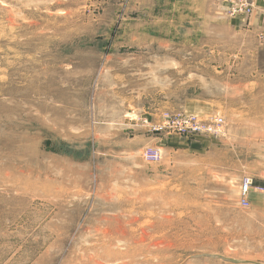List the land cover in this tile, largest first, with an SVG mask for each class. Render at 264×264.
<instances>
[{
  "label": "rangeland",
  "instance_id": "obj_1",
  "mask_svg": "<svg viewBox=\"0 0 264 264\" xmlns=\"http://www.w3.org/2000/svg\"><path fill=\"white\" fill-rule=\"evenodd\" d=\"M251 1L0 0V264H264ZM176 113L223 135L150 130Z\"/></svg>",
  "mask_w": 264,
  "mask_h": 264
},
{
  "label": "built area",
  "instance_id": "obj_2",
  "mask_svg": "<svg viewBox=\"0 0 264 264\" xmlns=\"http://www.w3.org/2000/svg\"><path fill=\"white\" fill-rule=\"evenodd\" d=\"M227 9L230 14H244L252 10L251 0H226ZM224 120L216 114H208L201 117L195 114H163L158 122L152 124L150 130L159 133H172L179 136L193 137L203 135L208 137H219L223 135ZM145 156L153 161L159 157V150L150 148L145 152ZM251 181L244 180L242 187V197L239 204L243 207L248 205L246 193L250 191Z\"/></svg>",
  "mask_w": 264,
  "mask_h": 264
},
{
  "label": "crops",
  "instance_id": "obj_3",
  "mask_svg": "<svg viewBox=\"0 0 264 264\" xmlns=\"http://www.w3.org/2000/svg\"><path fill=\"white\" fill-rule=\"evenodd\" d=\"M254 1H255V5H257L258 7L260 5L262 7L264 6V0H254ZM190 143H192L194 147H205V145L210 146L211 138H206L204 136H196L190 141Z\"/></svg>",
  "mask_w": 264,
  "mask_h": 264
},
{
  "label": "trees",
  "instance_id": "obj_4",
  "mask_svg": "<svg viewBox=\"0 0 264 264\" xmlns=\"http://www.w3.org/2000/svg\"><path fill=\"white\" fill-rule=\"evenodd\" d=\"M263 187H264V184H263Z\"/></svg>",
  "mask_w": 264,
  "mask_h": 264
}]
</instances>
